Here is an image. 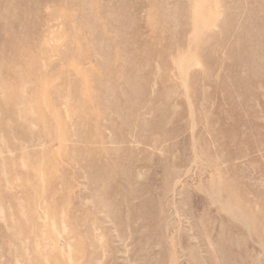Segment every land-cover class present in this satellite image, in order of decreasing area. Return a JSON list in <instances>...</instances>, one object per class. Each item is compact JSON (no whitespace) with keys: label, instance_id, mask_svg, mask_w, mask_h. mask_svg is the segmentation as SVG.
<instances>
[{"label":"rangeland","instance_id":"rangeland-1","mask_svg":"<svg viewBox=\"0 0 264 264\" xmlns=\"http://www.w3.org/2000/svg\"><path fill=\"white\" fill-rule=\"evenodd\" d=\"M0 264H264V0H0Z\"/></svg>","mask_w":264,"mask_h":264}]
</instances>
